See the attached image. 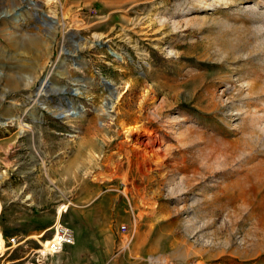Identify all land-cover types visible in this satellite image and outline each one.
Masks as SVG:
<instances>
[{
    "label": "rangeland",
    "instance_id": "1",
    "mask_svg": "<svg viewBox=\"0 0 264 264\" xmlns=\"http://www.w3.org/2000/svg\"><path fill=\"white\" fill-rule=\"evenodd\" d=\"M93 206L75 264H264V0H0V264Z\"/></svg>",
    "mask_w": 264,
    "mask_h": 264
},
{
    "label": "crops",
    "instance_id": "2",
    "mask_svg": "<svg viewBox=\"0 0 264 264\" xmlns=\"http://www.w3.org/2000/svg\"><path fill=\"white\" fill-rule=\"evenodd\" d=\"M113 206L114 203H110V205L106 206V209L111 208L113 211ZM94 211H97V208L94 206L87 209H70L71 217L69 219L76 222L74 226L72 224L69 225L74 241L73 244L65 246L62 252V255L69 264L80 263L86 246L97 247L99 250L97 253L104 256L109 255L111 252L115 231L109 223L101 226L103 223L99 225L98 221H93L91 214ZM96 254L95 256H97Z\"/></svg>",
    "mask_w": 264,
    "mask_h": 264
},
{
    "label": "built area",
    "instance_id": "3",
    "mask_svg": "<svg viewBox=\"0 0 264 264\" xmlns=\"http://www.w3.org/2000/svg\"><path fill=\"white\" fill-rule=\"evenodd\" d=\"M120 228L123 232L126 230L124 225ZM52 230V236L44 242V245L41 244V248L38 249V252L41 256H52L59 254L64 250L65 246L73 244V233L69 227L62 223L57 225L53 224ZM15 240L16 239H12L14 243Z\"/></svg>",
    "mask_w": 264,
    "mask_h": 264
},
{
    "label": "bare ground",
    "instance_id": "4",
    "mask_svg": "<svg viewBox=\"0 0 264 264\" xmlns=\"http://www.w3.org/2000/svg\"><path fill=\"white\" fill-rule=\"evenodd\" d=\"M29 4H32V3L29 2ZM21 18H22V15H21L20 11H15V12H14V15H13V20H14V22H16V23L19 22V21L21 20ZM45 18H47V17H45ZM60 71H61V70H59L58 72L60 73ZM45 80H46V79H45ZM44 83H45V82H43V85L41 86V88H40V90H39V93H42L43 91H46V92H47L46 89H48V87H49L50 85L47 86V84L45 85ZM45 88H46V89H45ZM38 89H39V88H38ZM74 90L76 91V93L78 92L77 89H74ZM49 91H50V90H49ZM51 91H52V92H56V91H57V92L59 93V92L61 91V89L51 88ZM37 93H38V92H37ZM37 93H36V94H37ZM39 93H38V94H39ZM38 94H37V95H38ZM76 113H77V112H76ZM78 113L80 114L81 112H78ZM57 224H59V223H56V225H57Z\"/></svg>",
    "mask_w": 264,
    "mask_h": 264
},
{
    "label": "water",
    "instance_id": "5",
    "mask_svg": "<svg viewBox=\"0 0 264 264\" xmlns=\"http://www.w3.org/2000/svg\"><path fill=\"white\" fill-rule=\"evenodd\" d=\"M46 17H48L49 18V16L48 15H46ZM64 52H65V54H70L69 53V51H67V50H64ZM110 54H112V55H115V53L114 52H112V51H110ZM116 56V55H115ZM49 79H46L45 80V85L47 84V86H49ZM105 84H107L108 86H111V84L109 83V82H107V81H103ZM50 91H51V89H49ZM37 91H34V94L36 93ZM56 93H58L57 91H56ZM60 93H66V88H62L61 89V91H60ZM69 93L71 94V95H75V92L73 91V89H71L70 91H69ZM67 103L69 104V105H71V101L70 100H68L67 101ZM71 114H74V113H72L71 112ZM64 115L62 114V113H59L58 115H57V118H61V117H63Z\"/></svg>",
    "mask_w": 264,
    "mask_h": 264
}]
</instances>
